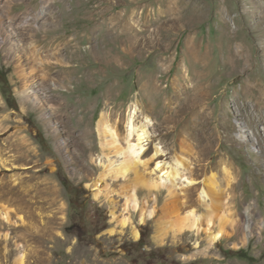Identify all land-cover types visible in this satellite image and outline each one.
Segmentation results:
<instances>
[{
  "label": "rangeland",
  "instance_id": "374dc122",
  "mask_svg": "<svg viewBox=\"0 0 264 264\" xmlns=\"http://www.w3.org/2000/svg\"><path fill=\"white\" fill-rule=\"evenodd\" d=\"M0 16V207L13 219L0 214V264H264V0H0ZM131 102L151 119L138 168L162 180L135 194L97 128L105 111L124 135ZM177 154V201L196 223L181 230L157 166ZM211 172L220 214L244 216L213 243Z\"/></svg>",
  "mask_w": 264,
  "mask_h": 264
},
{
  "label": "bare ground",
  "instance_id": "6f19581e",
  "mask_svg": "<svg viewBox=\"0 0 264 264\" xmlns=\"http://www.w3.org/2000/svg\"><path fill=\"white\" fill-rule=\"evenodd\" d=\"M2 19H3L2 16H0L1 21ZM10 19H8L9 22H10ZM8 27L10 29L13 28V26H10V25H8ZM6 37L10 38V32L6 33ZM10 48L11 49L9 50V52H12L15 49L14 43L11 42ZM232 57L233 56H230V58ZM24 93H25L24 96L31 97V94L35 93V91L30 90V86H28V84L25 83ZM205 94L206 92L204 94H201V97L205 96ZM262 104H263L262 101H259L257 103V105L259 106H261ZM150 124H151V119L149 115L141 116L140 108L134 102L133 103L131 102V104L128 107L127 120H126V132L122 136L119 135V132L116 126L112 123L111 119L108 117V114L105 111L101 112L97 120V128H98L100 135L104 139L103 143H107L110 147H112V149L116 153L122 155V160L119 166L114 169L115 173L117 175L119 174L126 175L129 172L134 173V178L132 182L134 194H135V188L140 184L147 186L149 188H154V189H157L162 185V180L158 182L159 180L155 181L153 179H149L145 177L146 175L144 176L140 168H138L140 164L146 165L148 163V159H142V157L148 151V148H149L148 146L150 144V141L152 140V130H151ZM153 145H154V148H153L154 153L152 157H155L159 155L160 153H162L163 150H162V147L157 142H154ZM183 151L189 152V149L187 147H184ZM175 156L176 157H175L174 162L171 165H169L167 168L166 166L164 167L160 163H158L157 166L163 170V173L165 176V179H164L165 182L166 181L170 182V184L168 185L169 194L171 195V197H174L171 210H172V215L175 216L176 218L173 221L172 225H174V227H177L178 229L181 230L185 227H193L195 226L196 223L190 222L189 217L187 215H182L181 207L179 206L178 201H177V197H176L177 193L174 188V182H175V179L178 178V176L180 175V172L183 166L186 165V160L183 159V157L180 154H177ZM259 167H260V170H264V164H260ZM259 175L262 176L263 173L260 171ZM216 176L217 175L215 172H211L204 179V185L206 187L205 189H207V193L211 194V198H212V205L208 207L209 218L211 219L212 213L215 212V218L219 219V224H218L219 229L217 233L213 232L210 235L211 243L217 241L219 237L224 236V235H228L229 237L233 236L237 232L238 229L242 228V224H243L242 218L244 217L238 211H236L235 214L236 216L239 215L241 217L239 219L229 218V216H226L224 213L220 214L219 211L222 209L221 201L223 197L220 194L221 192L217 190L218 181H217ZM188 183L194 184L195 181L194 179H191L188 181ZM204 191L205 190H203V192ZM214 202H217V203H214ZM0 214L8 220L12 219L10 210L6 207H0ZM228 224L232 227L233 229L232 232L228 230L227 228ZM8 233L9 232L7 231V234ZM135 234L137 237L140 236V232L137 228L135 230Z\"/></svg>",
  "mask_w": 264,
  "mask_h": 264
},
{
  "label": "trees",
  "instance_id": "16d2710c",
  "mask_svg": "<svg viewBox=\"0 0 264 264\" xmlns=\"http://www.w3.org/2000/svg\"><path fill=\"white\" fill-rule=\"evenodd\" d=\"M8 99H9V98H8ZM62 182H63L64 186H65L68 190H71V188H72V184H71V182H70V180H69V178H68L67 176L63 175V177H62ZM139 243L143 244L142 238L139 240Z\"/></svg>",
  "mask_w": 264,
  "mask_h": 264
}]
</instances>
